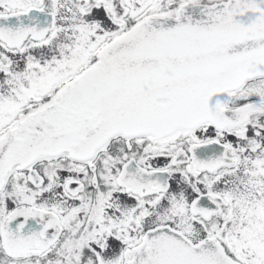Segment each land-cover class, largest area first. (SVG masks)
Segmentation results:
<instances>
[{"label": "snow or ice", "instance_id": "1", "mask_svg": "<svg viewBox=\"0 0 264 264\" xmlns=\"http://www.w3.org/2000/svg\"><path fill=\"white\" fill-rule=\"evenodd\" d=\"M0 264H264V0H0Z\"/></svg>", "mask_w": 264, "mask_h": 264}]
</instances>
